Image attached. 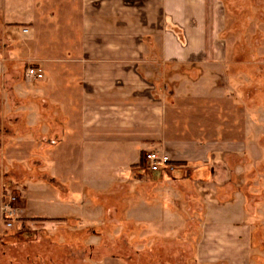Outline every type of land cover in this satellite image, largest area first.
I'll use <instances>...</instances> for the list:
<instances>
[{"label": "crops", "instance_id": "obj_1", "mask_svg": "<svg viewBox=\"0 0 264 264\" xmlns=\"http://www.w3.org/2000/svg\"><path fill=\"white\" fill-rule=\"evenodd\" d=\"M227 26L224 0H0V92L17 136L10 150L46 152L65 190L45 188L56 203L74 204L68 214L29 217L65 222L80 192L127 179L153 150L171 158L175 177L194 169L220 190L233 174L225 159L232 146L218 123L206 129L208 106L210 114L221 108L206 103L200 84L210 78L208 97L220 98ZM27 64L43 77L26 78ZM177 114H196V128ZM240 201L209 208L199 260H248L252 230ZM223 213L236 218L218 219Z\"/></svg>", "mask_w": 264, "mask_h": 264}, {"label": "rangeland", "instance_id": "obj_2", "mask_svg": "<svg viewBox=\"0 0 264 264\" xmlns=\"http://www.w3.org/2000/svg\"><path fill=\"white\" fill-rule=\"evenodd\" d=\"M224 1L228 26L223 37L229 53L223 80L215 82L220 98L213 102L208 97L210 78L202 81L200 91L205 89L206 103L221 108L220 114H210L215 107L209 104L206 129L213 132L218 123L219 138L231 143L225 159L233 174L227 183L220 190L206 186L194 169L191 174L177 172V177L173 169L151 172L142 157L141 168L131 169L127 179L80 192L77 213L66 215L65 222L29 217L68 214L74 204L56 203L45 188L65 190L51 174L54 168L45 166L46 152L10 150L17 136L12 134L6 95L0 92V264H231L199 260L196 246L210 221L209 208L239 198L252 237L248 260L237 264H264V0ZM30 66L24 68L28 79ZM175 120L196 128V114H177ZM198 172L203 178L211 174ZM63 196L70 200L69 194ZM228 213L217 218H236Z\"/></svg>", "mask_w": 264, "mask_h": 264}, {"label": "built area", "instance_id": "obj_3", "mask_svg": "<svg viewBox=\"0 0 264 264\" xmlns=\"http://www.w3.org/2000/svg\"><path fill=\"white\" fill-rule=\"evenodd\" d=\"M26 74L27 76L32 77L34 79H39L43 77L42 70L33 66L28 67ZM143 161L146 165L147 170L151 172L166 173L168 170L174 169V164L171 158L166 153H163L159 150L146 152L143 155ZM10 209L11 208L8 206L5 207V210L7 211V219H10L12 216ZM5 225L11 226L12 223L7 222Z\"/></svg>", "mask_w": 264, "mask_h": 264}, {"label": "trees", "instance_id": "obj_4", "mask_svg": "<svg viewBox=\"0 0 264 264\" xmlns=\"http://www.w3.org/2000/svg\"><path fill=\"white\" fill-rule=\"evenodd\" d=\"M58 220H64L63 218H58Z\"/></svg>", "mask_w": 264, "mask_h": 264}]
</instances>
